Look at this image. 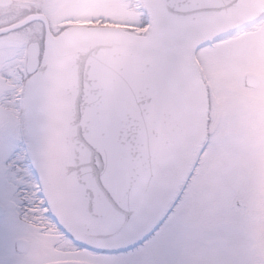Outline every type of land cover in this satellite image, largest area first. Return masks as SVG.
<instances>
[{
  "label": "water",
  "instance_id": "95a60500",
  "mask_svg": "<svg viewBox=\"0 0 264 264\" xmlns=\"http://www.w3.org/2000/svg\"><path fill=\"white\" fill-rule=\"evenodd\" d=\"M145 1L151 28L144 36L100 28L55 38L44 15L0 29L1 36L44 24L50 60L30 83L25 139L56 222L89 250L134 248L165 219L206 136V85L181 48L195 45L196 54L231 37L255 20L260 2ZM38 68L32 44L27 74ZM243 80L258 88V76Z\"/></svg>",
  "mask_w": 264,
  "mask_h": 264
},
{
  "label": "rangeland",
  "instance_id": "374dc122",
  "mask_svg": "<svg viewBox=\"0 0 264 264\" xmlns=\"http://www.w3.org/2000/svg\"><path fill=\"white\" fill-rule=\"evenodd\" d=\"M1 12L0 25L14 18L13 9L18 2ZM51 22L54 33L72 24L93 23L95 26L140 33L148 27L142 0H32ZM264 21V20H263ZM252 32L202 48L196 54L203 82L210 91L211 108L204 119L206 136L200 145L190 179L183 188L165 219L153 233L150 245L155 246L165 264H263L258 255L264 236V223H254L239 212L228 211L235 186L242 194H255L254 199L264 206V23ZM1 27V26H0ZM43 26L34 24L30 30L0 37V73L5 76L15 71L16 59L25 53L31 43H43ZM46 36V35H45ZM59 36V35H58ZM60 37V36H59ZM46 39V37H45ZM62 40V38H60ZM46 50V47H45ZM15 58V59H14ZM18 64V63H17ZM7 72V73H6ZM24 80L25 72H16ZM245 74L260 77L258 92L246 91ZM13 75H16L15 73ZM18 87V85H17ZM21 90L15 94L21 98ZM207 100L209 101L208 97ZM8 99L4 96V103ZM17 109L19 102H13ZM15 109L14 114L18 115ZM209 109V108H208ZM2 118V120H1ZM18 119V117H17ZM15 119V120H17ZM1 121H3L1 123ZM2 124V126H1ZM16 122L0 115V155L6 159L8 143ZM209 134V135H208ZM17 151H25L24 133L18 131ZM27 142V141H26ZM202 150V151H201ZM27 162L30 166L31 163ZM8 167V166H5ZM20 177V169H11L4 181V202L8 195L16 199L13 180ZM21 179V178H20ZM228 182V183H227ZM23 192L17 195L27 199V182L19 180ZM37 181L31 189L42 186ZM234 185L233 187H227ZM240 189V191H241ZM24 215L30 211L29 202L19 198ZM225 224V225H223ZM258 243V245H257ZM262 244L260 245V247Z\"/></svg>",
  "mask_w": 264,
  "mask_h": 264
},
{
  "label": "flooded vegetation",
  "instance_id": "af4514ba",
  "mask_svg": "<svg viewBox=\"0 0 264 264\" xmlns=\"http://www.w3.org/2000/svg\"><path fill=\"white\" fill-rule=\"evenodd\" d=\"M1 1L2 0H0V2ZM13 5L14 1L11 0V4L9 6L0 7V15L3 10L10 8ZM142 5L143 13L147 16L149 23L148 27L143 32V34L146 35L149 33V30L151 28V18L150 11L147 7L145 0H142ZM38 7V4L32 0H24L22 2H18L12 12L14 18L11 19L10 23L6 24L5 26H2L1 24L0 29L19 24L27 20V18L31 16L44 15L42 12H40ZM263 20L264 0H260L257 6H255L254 21L249 23L245 28L236 32L231 37L219 42H213L212 44L206 45L202 48L213 47L214 44L229 40L237 35H243L248 32L250 33L254 29H257L261 25ZM48 21L50 24L51 32L55 38L68 34L71 35L72 33H83V31L85 30L96 31L100 28H108L95 26L93 23L87 22L86 24L68 25L66 27H63V29H61L59 33H54L52 30L51 22L49 19ZM34 24H41L43 26V43L41 44V42H39L38 44L34 42L29 44L25 53L19 56L18 59H16V65L12 67L15 69V71L13 72L19 71V69L25 72L24 80H22L21 86L17 87L16 84H10L8 82L7 78L12 73H9L7 77L5 76L3 71L0 73V115L1 117L5 116L9 122H16V125L13 129L14 137H11V140H9L10 142L8 143L9 148L6 159H4L0 155V264H165L164 260L160 256L158 249L155 246L150 245V239L153 237L154 232L141 244L134 248L117 252L98 251L84 249L81 244H79L74 238L70 237L65 231H63L59 227L57 222L54 221V219L53 223L56 225L57 230H52L51 227L46 224L27 220L23 213V207H25L26 209V206L22 205L21 202H19V198L25 201H27V199L25 198V195H17V193L23 192V190L21 189V185L19 184V180H21L19 177L13 180L14 189L17 191L14 194L16 199L11 197L12 194L8 195L7 197L9 198V204H5L4 181L6 178V173H8V171L11 172V169H14L15 167L17 168V166L12 161L14 160L13 157L15 152L17 151V145L19 140L18 131L21 128L22 133H24L25 136V127L28 125V120L25 117V113L27 112L26 100L27 98L29 99L32 90L30 83L33 77H40L44 74V71L46 70L47 65L49 64L48 59L50 60L49 53L46 58V32L42 21L30 22L29 24L19 29L7 33H20L22 30H30ZM32 44H38L39 46V68L33 76H29L27 74V55L28 48ZM260 86L261 80L259 77L258 88L252 90L249 88L246 89L245 86L244 87L246 91L256 93L259 91ZM206 89L209 99L208 110H210L211 94L207 85ZM17 90H21L23 96L21 110H18L17 108L5 107L4 96H6L7 99H10L11 96L17 92ZM39 94L40 91H37L36 98L38 99V102ZM15 109L18 110V115L14 114ZM2 122L3 121H1V123ZM31 165L33 166L32 161ZM32 168L34 170V166ZM233 186L234 185H229L227 187ZM240 189L241 187L237 188L235 186L236 193L233 194L230 201V205L227 207L229 209L228 211L235 212L233 220L237 221L240 217L238 215L239 212L243 211V215L246 216L248 220L254 223H264V206L259 205V202L253 198L255 194H250V192L247 194V200H245L244 195L242 194L243 189H241V191ZM42 191L44 192L43 188ZM181 193L182 190L180 191L178 198L180 197ZM261 195L264 196V190H262ZM46 209L48 210V208ZM48 213L51 214V211H48ZM256 241H259L262 244V246L260 247L261 244L258 245L257 243L259 247L258 255H260L264 260V236H262V238L256 237Z\"/></svg>",
  "mask_w": 264,
  "mask_h": 264
},
{
  "label": "bare ground",
  "instance_id": "6f19581e",
  "mask_svg": "<svg viewBox=\"0 0 264 264\" xmlns=\"http://www.w3.org/2000/svg\"><path fill=\"white\" fill-rule=\"evenodd\" d=\"M195 45H192L188 48H181L185 53L191 58L192 60H196L195 51L193 50ZM7 108H16L13 102H7L4 104ZM192 152L188 153V158H190ZM19 169H20V177L23 181L27 182V186L25 187L26 190V197L29 202V213L25 216L27 220L34 221L41 224H46L51 227L52 230H57L56 225L53 223V219L51 215L48 213L46 209V200L43 196V193L39 191V189H31V185L36 183L38 180L35 174L32 171L31 166L27 162V155L25 152L20 153L13 161H12ZM180 168L182 165L179 166ZM178 167V168H179ZM176 173H179L176 171ZM155 225L153 226V228ZM70 246V245H69Z\"/></svg>",
  "mask_w": 264,
  "mask_h": 264
}]
</instances>
